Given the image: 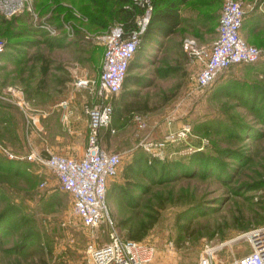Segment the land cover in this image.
<instances>
[{
	"label": "rangeland",
	"instance_id": "374dc122",
	"mask_svg": "<svg viewBox=\"0 0 264 264\" xmlns=\"http://www.w3.org/2000/svg\"><path fill=\"white\" fill-rule=\"evenodd\" d=\"M240 1L243 26L255 16L262 26L264 0ZM221 3L208 13L217 7L218 17ZM32 6L36 20L0 13V90L20 89L25 101L22 108L0 101V145L18 157L0 153V264H85V244L105 241L107 226L83 227L52 172L19 157L31 150L60 152L50 148L58 142L49 133H62L66 124L59 114L48 117L76 78L96 80L106 29L90 27L84 14L62 0H32ZM208 13H196L203 17L186 21L162 47L153 44L142 54L130 72L139 78L126 88L132 93L124 96L122 87L111 100L118 109L109 123L113 131H99L100 146L121 154L105 190L108 215L122 237L145 229L141 239L154 247L148 264H198L205 248L212 264H231L248 253V232L264 226V64L229 67L209 87L197 88L198 64L181 41L193 37L200 50L209 49L217 21H209ZM254 35L252 44L264 48V30ZM38 55L47 63L45 74ZM93 96L85 89L81 100ZM38 111L49 116L38 119L30 136L26 115ZM183 124L188 135L166 142L161 155L144 148ZM138 153L155 160L143 162L129 184L121 169Z\"/></svg>",
	"mask_w": 264,
	"mask_h": 264
},
{
	"label": "built area",
	"instance_id": "2783aa9c",
	"mask_svg": "<svg viewBox=\"0 0 264 264\" xmlns=\"http://www.w3.org/2000/svg\"><path fill=\"white\" fill-rule=\"evenodd\" d=\"M142 8L135 16L133 24L125 28L114 21L102 35L103 51L96 80L78 77L73 81L77 89H87L93 97L83 104L87 120L85 146L79 158L53 153L45 149L46 156L29 151L19 157L44 164L54 175L56 187L69 195L71 212L80 224L93 231L105 224L108 228L105 241L91 240L85 244L83 260L85 264H148L154 254V247L146 240H132L120 236L114 229L113 220L108 215L105 190L108 181L117 174L120 153L108 151L100 146V128H108L112 113V98L120 90L129 61L136 50L151 12V0H131ZM0 13L13 16L30 14L33 20L32 0H0ZM76 15V12L74 13ZM244 17L240 0H222L216 26V38L207 51L196 47L193 38H183L182 49L198 64L194 74V84L199 89L209 87L214 79L229 67L239 64H264V49L246 42L239 33ZM5 51V42L0 38V56ZM0 101L13 102L22 108L25 101L22 91L7 86L0 90ZM65 105L64 101L57 104ZM47 115L44 111L26 115V127L37 128L39 118ZM68 112L61 114L65 124ZM113 130L110 129V132ZM189 126L183 124L175 131L168 132L163 139L151 145L155 155H161L166 142L184 139ZM146 147V149H148ZM0 153L11 158V151L0 145ZM249 251L234 259L231 264H264V226L254 228L247 234ZM198 264H212L211 249L205 248Z\"/></svg>",
	"mask_w": 264,
	"mask_h": 264
},
{
	"label": "trees",
	"instance_id": "16d2710c",
	"mask_svg": "<svg viewBox=\"0 0 264 264\" xmlns=\"http://www.w3.org/2000/svg\"><path fill=\"white\" fill-rule=\"evenodd\" d=\"M67 2L69 5L74 6L79 12L84 14L88 20V25L97 30L107 29L112 25L114 21L122 24L125 28L130 27L133 24V20L136 15L142 12V8L136 4H133L131 0H62ZM187 0H151V12L149 15L148 23L145 27L144 32L141 35L140 42L133 53L131 60L128 63L126 75L123 80L124 83L134 80L135 76H131L128 72L133 68L135 64H138V60L141 59L142 54L147 49H152L151 46L156 44L158 50L162 47L163 40L176 32L178 26L186 25V20L180 17L179 9L185 4ZM221 0H208L209 6L217 4L219 5ZM196 3V2H195ZM198 6V5H195ZM221 6V5H220ZM215 7L210 13L207 14L209 21L217 20V11ZM26 14V13H24ZM219 16V15H218ZM1 38V37H0ZM37 59L41 60V73L45 74L47 70V63L41 55H38ZM121 91V90H120ZM132 92L125 91L123 95L131 94ZM119 94V93H118ZM122 96V95H120ZM113 105V104H112ZM118 109L112 106L111 118H114ZM110 127L107 128L105 134L108 135ZM152 157L150 160L143 155L138 153L133 155L127 163H125L121 169V175L125 182L131 184L129 181L131 178L136 176L142 168V163L154 161ZM150 164V163H149ZM151 168L150 165H148ZM116 187L112 185L110 190H114ZM121 188L117 189L120 191ZM123 190V189H122ZM121 190V191H122ZM127 189L125 188L124 191ZM148 225L147 227H149ZM180 228L186 227V225H179ZM145 232L134 233L128 235L127 239L141 240Z\"/></svg>",
	"mask_w": 264,
	"mask_h": 264
},
{
	"label": "crops",
	"instance_id": "0c3cea01",
	"mask_svg": "<svg viewBox=\"0 0 264 264\" xmlns=\"http://www.w3.org/2000/svg\"><path fill=\"white\" fill-rule=\"evenodd\" d=\"M192 5L194 6V8H190V6H192ZM195 5H198V6H195ZM208 8H210L209 4H208V0H187L185 2V4H183L180 7L179 14H180V17L183 18V20H186L188 22L193 21V20H199L203 16L202 15L197 16L195 14L196 13H208L209 12ZM255 17H252V19L249 20L250 24L247 27L243 26V21H242V25H241V28L239 30L240 36H242V38L246 42H248V43L251 42L250 44L254 43L255 41L257 42V39H255L254 34L258 31L264 30V24L262 23V26L261 25L259 26L258 21L255 20ZM243 19H244V17H243ZM216 26H217V23H216ZM180 27H182V26L181 25L178 26L176 29V32L171 36H174L178 32ZM215 30H216V27H215ZM169 37H167L163 40L162 46L165 44L166 40ZM186 38H191V37H186ZM215 38H216V31H215L214 39ZM193 39H195V38H193ZM138 64H139V62H138ZM138 64H135V66H133V68L128 72V74L136 77V75H133L130 72L134 69V67L137 68ZM256 64H262V63H256ZM256 64H243V65H256ZM233 66H236V65H233ZM233 66H231V67H233ZM138 79L139 78H135L134 80H131L130 82L126 81L124 83L123 88L126 89L128 86L132 87V86L136 85L138 82ZM72 83H71V87L69 88V91H67V93H66V96H65L66 98L64 100H62L65 102V105H63L61 107L57 106V108H59V109H57L58 110L57 112H55L53 115L50 114V116H49V114H47L49 117L47 115L46 116L50 119L51 116L56 117V115L59 114L60 119H61V114L63 112H68L67 121L65 123L66 129L64 131H61L62 133L59 132V133L54 134V135L51 132L49 133V137L53 138V140L57 141L58 143H54V145L49 143V145H50V148L53 150H57V149L60 150V152H58L57 154L79 158L81 156L82 151H83L84 146H85L84 128L83 127L84 126L86 127V125H87L86 115L83 112V104L85 102H88V101L81 100L83 98V91L85 89H77L73 86ZM72 86L76 89V91ZM126 91L132 92L128 89H126ZM81 102H82V104H81ZM36 132H37L36 128H30L28 133L31 136V135H36L35 134ZM86 132H87V127H86ZM34 147H36V146L34 145ZM34 150H36V149H34ZM41 155L46 156V152H45V154H41Z\"/></svg>",
	"mask_w": 264,
	"mask_h": 264
}]
</instances>
